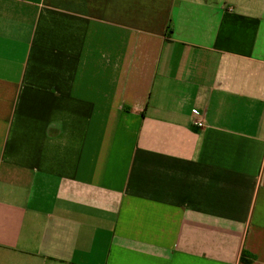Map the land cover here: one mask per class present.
Returning <instances> with one entry per match:
<instances>
[{
  "label": "crops",
  "instance_id": "0c3cea01",
  "mask_svg": "<svg viewBox=\"0 0 264 264\" xmlns=\"http://www.w3.org/2000/svg\"><path fill=\"white\" fill-rule=\"evenodd\" d=\"M242 251L264 264V0H0V264Z\"/></svg>",
  "mask_w": 264,
  "mask_h": 264
},
{
  "label": "trees",
  "instance_id": "16d2710c",
  "mask_svg": "<svg viewBox=\"0 0 264 264\" xmlns=\"http://www.w3.org/2000/svg\"><path fill=\"white\" fill-rule=\"evenodd\" d=\"M240 260L242 263L249 264L253 260V256L245 251H242Z\"/></svg>",
  "mask_w": 264,
  "mask_h": 264
},
{
  "label": "built area",
  "instance_id": "2783aa9c",
  "mask_svg": "<svg viewBox=\"0 0 264 264\" xmlns=\"http://www.w3.org/2000/svg\"><path fill=\"white\" fill-rule=\"evenodd\" d=\"M193 124H194L195 126H198V127H201V126H202V122L199 121V120L194 121Z\"/></svg>",
  "mask_w": 264,
  "mask_h": 264
}]
</instances>
